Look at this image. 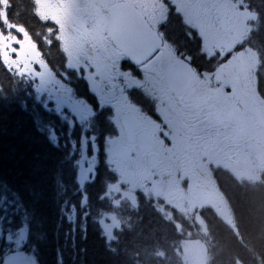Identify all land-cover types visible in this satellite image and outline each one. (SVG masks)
<instances>
[{"label":"flooded vegetation","instance_id":"1","mask_svg":"<svg viewBox=\"0 0 264 264\" xmlns=\"http://www.w3.org/2000/svg\"><path fill=\"white\" fill-rule=\"evenodd\" d=\"M8 1L11 27L0 33L10 45L5 57L18 59L25 90L36 83L43 104L66 108L71 129L78 114L84 116L86 171L108 173L110 190L122 201L135 206L142 199L137 195L150 194L182 215L190 203L227 221L231 182L264 178V127L256 118L264 115V97L257 55L246 45L251 24H241L248 4ZM54 119L59 123L60 115ZM11 187L0 180V264H47L29 249L36 239L18 227L12 202L19 196L26 203ZM54 207L56 231L60 210L75 215L74 195L67 204L56 197ZM196 210L195 217H205ZM107 224L104 214L105 235ZM83 231L93 233V227Z\"/></svg>","mask_w":264,"mask_h":264},{"label":"trees","instance_id":"2","mask_svg":"<svg viewBox=\"0 0 264 264\" xmlns=\"http://www.w3.org/2000/svg\"><path fill=\"white\" fill-rule=\"evenodd\" d=\"M251 4L259 14L255 48L260 53L258 82L264 94V0H251ZM0 85V180L23 196L26 207L15 196L13 215L20 226L31 229L29 235L36 239V252L44 262L185 264L178 249L179 239H183L198 240L205 246L207 264H264V182L249 189L234 186L228 190L232 230L215 215L209 214L199 223L177 215L170 205L162 208L151 204L142 195L136 206L127 202L118 206L115 200L103 199L111 180L102 170L82 185L76 183V155L65 139L69 133L61 136L58 148L53 146L48 135L41 133V126L48 121L40 105L33 103L30 89L25 90L23 81L13 78L1 60ZM65 129L67 124L62 133ZM79 136L78 130L72 133V137ZM70 146L74 149L72 143ZM65 187L72 192H64ZM71 195L75 222L60 210V228L55 231L54 199L67 204ZM104 214L116 224L107 237L101 227ZM73 226L81 230L74 232ZM88 226L93 227V233L83 231ZM56 236L59 246L54 249Z\"/></svg>","mask_w":264,"mask_h":264},{"label":"rangeland","instance_id":"3","mask_svg":"<svg viewBox=\"0 0 264 264\" xmlns=\"http://www.w3.org/2000/svg\"><path fill=\"white\" fill-rule=\"evenodd\" d=\"M110 191L113 194L119 193L115 189H111ZM183 258L185 264H203L204 249L194 242L185 243L183 244Z\"/></svg>","mask_w":264,"mask_h":264}]
</instances>
